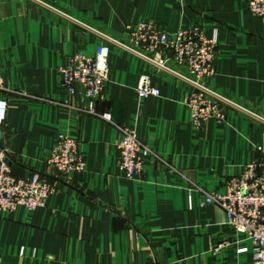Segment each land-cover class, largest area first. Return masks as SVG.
I'll list each match as a JSON object with an SVG mask.
<instances>
[{"label": "crops", "instance_id": "0c3cea01", "mask_svg": "<svg viewBox=\"0 0 264 264\" xmlns=\"http://www.w3.org/2000/svg\"><path fill=\"white\" fill-rule=\"evenodd\" d=\"M248 0H0V144L17 178L38 172L54 186L45 205L0 212V264H252L251 241L226 225L223 209L202 204L196 186L222 192L264 137V21ZM140 20L169 34L199 25L216 31L215 72L207 83L250 110L196 129L187 86L111 46L99 112L59 85L56 68L75 51L93 56L105 40L127 41ZM182 71V68H179ZM159 94L139 100L141 74ZM117 125L136 130L156 154L139 180L118 166ZM76 138L85 170L61 178L46 164L58 130ZM226 242L220 252L211 248Z\"/></svg>", "mask_w": 264, "mask_h": 264}, {"label": "built area", "instance_id": "2783aa9c", "mask_svg": "<svg viewBox=\"0 0 264 264\" xmlns=\"http://www.w3.org/2000/svg\"><path fill=\"white\" fill-rule=\"evenodd\" d=\"M247 7L252 15L264 21V0H248ZM90 28L105 40L97 46L94 55L75 51L56 68L60 87L68 94L79 95L84 101L83 105L76 106L81 112L114 123L110 111L99 112L96 102L104 98L108 83V54L111 46H117L152 65L156 71L176 76L185 83L184 103L190 111L194 128H202L208 120L225 123L229 108L250 113L245 106L207 83L215 72L216 31L206 36L196 24L187 29L179 28L171 35L154 22L140 20L129 28L127 41H123ZM136 90L139 100L159 94L148 73L139 76ZM5 106L6 102L0 101V117ZM117 127L121 133L117 142L118 166L127 178L139 180L144 171V158L156 154L138 137L134 128L127 125ZM256 150L255 158L244 166L241 174L227 180L222 192L196 188L202 194V204L220 206L227 227L245 234L251 241L252 264H264V137ZM46 164L61 178L81 174L85 170V157L76 138L58 130L53 145L46 150ZM53 188L50 181L38 172L15 177L0 144V212H10L18 206L28 210L42 207ZM225 245L226 242L215 244L211 251L220 252Z\"/></svg>", "mask_w": 264, "mask_h": 264}]
</instances>
